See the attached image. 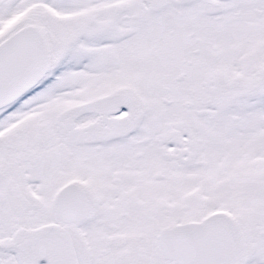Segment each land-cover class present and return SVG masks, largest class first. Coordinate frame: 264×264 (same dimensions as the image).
I'll list each match as a JSON object with an SVG mask.
<instances>
[{
  "label": "snow or ice",
  "instance_id": "snow-or-ice-1",
  "mask_svg": "<svg viewBox=\"0 0 264 264\" xmlns=\"http://www.w3.org/2000/svg\"><path fill=\"white\" fill-rule=\"evenodd\" d=\"M0 264H264V0H0Z\"/></svg>",
  "mask_w": 264,
  "mask_h": 264
}]
</instances>
